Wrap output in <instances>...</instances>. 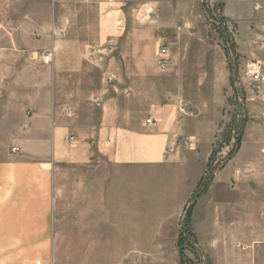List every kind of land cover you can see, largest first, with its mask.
Listing matches in <instances>:
<instances>
[{"label": "rangeland", "instance_id": "374dc122", "mask_svg": "<svg viewBox=\"0 0 264 264\" xmlns=\"http://www.w3.org/2000/svg\"><path fill=\"white\" fill-rule=\"evenodd\" d=\"M45 1L47 25H71L80 39L94 35V31L85 32L95 28L94 5H76L75 16L59 18L50 1ZM37 2L40 6L44 3ZM104 3L115 4L120 11L123 37L105 43L102 48L83 51L89 57L142 59L149 77L138 86L141 94L133 96L132 89L127 96L119 98L130 106L132 113L143 112L155 102L168 101L178 102L186 109L196 131H200L202 144L198 152H193L198 166L190 170L191 176L204 174L210 157L209 171L216 174L235 149L237 140L241 142L235 156L241 153L234 165L261 154L260 149L252 150L251 139L263 141L264 148L261 118L264 104L248 100L243 69L258 62L264 73V47L261 48L264 0H117L114 3L104 0ZM31 37L35 38V33ZM157 43L169 48L171 64L166 71L156 68L151 53ZM17 53L22 57L15 59L16 65L10 64L9 0H0V162L14 153L18 129L13 126L24 116H31L39 105L56 102L51 93L52 64L24 59L23 53ZM62 99L66 102L71 98ZM192 144L188 141L181 147L182 151L195 149ZM234 165L228 164L196 202L188 222L195 240L183 245L182 255L177 240L189 199L182 209L174 207L180 195L171 203L168 198L171 186L157 185L162 178L158 172L141 175L145 178L135 184L141 188L136 187V199L131 191L135 187L128 182L133 180L134 173H127L131 178H126L124 192L111 190L109 204L106 200L109 221L96 225L89 208L94 199L88 193L87 201L83 168H63L56 183L51 185L49 223L30 227L34 229L32 232L48 233L49 239L0 240V264H251L245 257L242 240L229 249L230 239L220 242L219 233L215 235L219 231L217 208L220 201H229L230 188L223 186V180ZM257 169L263 172L264 162L259 161ZM134 211L139 216H132ZM221 221L228 231V209L222 213ZM8 232L9 225L0 222V233ZM17 243L22 244L21 255L18 256L16 248L11 255V248ZM6 252L9 256L2 255Z\"/></svg>", "mask_w": 264, "mask_h": 264}, {"label": "crops", "instance_id": "0c3cea01", "mask_svg": "<svg viewBox=\"0 0 264 264\" xmlns=\"http://www.w3.org/2000/svg\"><path fill=\"white\" fill-rule=\"evenodd\" d=\"M37 1L9 0V63L16 65L15 59L22 57L17 51L23 53L24 59L42 61L46 49L52 46L54 78L51 93L56 102L39 105L31 116H24L13 126L18 129L13 148L17 151L0 162V222L9 225V232L0 233V240L49 239L48 233H35L30 227L49 223L51 185L56 183L62 169L68 167L84 170L87 201L90 200L88 193H92L94 202L89 208L96 225L109 221L111 216L105 207L106 200L109 204L111 190L124 192L126 178H131L127 176L129 172L134 173L133 180L128 181L135 187L131 189L134 194L141 189L135 184L144 179L145 174L158 172L162 178L157 185L166 187L170 184L168 198L172 203L180 195L173 206L182 209L203 176H191L190 173L195 165L198 166L193 152H198L202 145L196 124L185 108L184 113L180 111L183 106L175 101L155 102L143 112L133 110L132 113L130 106L120 102L119 98L127 96L132 89L133 96L141 94L138 86L149 77L142 59L136 56L89 57L83 51L102 48L105 43L123 37L120 11L115 4H106L104 0L95 3H92L95 0H49L59 18L75 16L76 5L95 6V28L85 31L88 34L94 31V35L80 39L71 25H47L46 1L43 0L41 6ZM32 33L35 38L31 37ZM158 46V43L153 45L151 50L157 69ZM105 73L114 77L109 85L103 83ZM99 92L102 93L101 100L94 103L92 96ZM63 97L71 99L65 102ZM65 110L71 113L70 117L64 115ZM146 120L155 125L147 124ZM70 136L75 143L65 141ZM187 139L195 144V149L183 152L181 147L187 144ZM262 145L263 141L252 138V150L260 149L261 154L234 165L239 152L213 180L216 181L226 166L233 163L235 167L223 180V186L230 188L229 201H220L217 208L219 231L215 235L219 233L216 237L220 242L229 238L230 246L225 244L229 249L233 243L242 240L245 257L251 264H264V171L257 169L259 161L264 162ZM142 174L145 176L141 178ZM132 197L136 199V194ZM227 209L228 231L221 221V215ZM135 214V211L131 212L134 217ZM220 246L222 248V244ZM20 247V243L14 245L11 255L16 250L20 256ZM2 255L9 256V252Z\"/></svg>", "mask_w": 264, "mask_h": 264}, {"label": "built area", "instance_id": "2783aa9c", "mask_svg": "<svg viewBox=\"0 0 264 264\" xmlns=\"http://www.w3.org/2000/svg\"><path fill=\"white\" fill-rule=\"evenodd\" d=\"M98 1V0H95ZM109 3H114L117 0H106ZM264 45H262L261 48H263ZM54 58V48L50 46L46 49L44 56L42 58V61L47 64L51 65ZM157 67L160 71H166L170 67L169 62V48L166 44H159L157 48ZM243 76L247 81V87H248V100L250 102H257L264 104V73L261 70V67L259 66V63H249L247 64L243 69ZM103 83L105 85H109L113 82L114 77L109 74L105 73L102 77ZM102 93H95L92 96V101L94 103H98L101 100ZM182 113L185 112L184 107L180 109ZM64 115L67 117L71 116V113L68 110L64 111ZM261 118L264 121V112L261 113ZM147 124H151L154 126L155 124L151 120H146ZM65 141L69 144L75 143V139L70 136L65 139ZM189 139L186 140L188 142ZM13 152H16V149H12Z\"/></svg>", "mask_w": 264, "mask_h": 264}, {"label": "trees", "instance_id": "16d2710c", "mask_svg": "<svg viewBox=\"0 0 264 264\" xmlns=\"http://www.w3.org/2000/svg\"><path fill=\"white\" fill-rule=\"evenodd\" d=\"M240 142H241V140H237L235 149L233 150V152H230L228 154V156L225 159V164L220 166L217 169V172L222 170L223 167L227 164V162H229L232 159V157L235 156L238 149L240 148ZM211 158L212 157H210L208 159L209 160V166H207L205 173L200 178L199 182L196 185L194 192L192 193V195L189 198L187 209L185 210V214L182 218V222L180 225V231H179V235H178V240H177V247L179 248V255H182L183 245L188 243V240H191V241L195 240V236L192 233H190V231H189L188 222L190 219V214H191L196 202L201 198V196L203 194H205L207 192L209 186L212 184V182L214 180L215 173H213V170L209 171Z\"/></svg>", "mask_w": 264, "mask_h": 264}]
</instances>
